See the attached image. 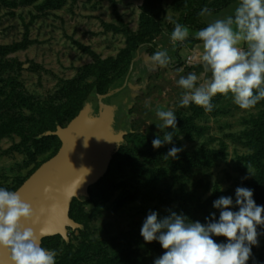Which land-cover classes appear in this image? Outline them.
<instances>
[{"label": "rangeland", "instance_id": "rangeland-1", "mask_svg": "<svg viewBox=\"0 0 264 264\" xmlns=\"http://www.w3.org/2000/svg\"><path fill=\"white\" fill-rule=\"evenodd\" d=\"M225 1L0 0V187L15 190L52 157L61 145L53 133L77 114L101 120L99 103L111 114L109 133L118 137L94 156L95 164L105 161L99 179L70 191L74 224L41 243L57 253L56 264H90L94 251L124 242L138 249L137 264H154L165 251L160 243H135L129 234L150 212L206 225L213 213L218 221L213 202L222 196L239 210L237 187L252 190L264 206V100L242 110L231 94H217L211 112L180 106L181 76L195 72L198 85L210 79L195 33L234 13L239 1L221 7ZM204 7L210 16L199 15ZM175 23L190 35L174 45ZM160 50L171 57L166 67L151 61ZM158 107L175 113V131L157 126ZM165 132H173L172 142L153 148ZM172 147L182 151L165 159ZM192 209L193 218L186 213ZM257 232L247 264L256 257L264 262V225Z\"/></svg>", "mask_w": 264, "mask_h": 264}, {"label": "clouds", "instance_id": "clouds-1", "mask_svg": "<svg viewBox=\"0 0 264 264\" xmlns=\"http://www.w3.org/2000/svg\"><path fill=\"white\" fill-rule=\"evenodd\" d=\"M199 15L210 16L211 10L204 7ZM189 35L187 26L175 23L170 39L175 45L185 42ZM195 38L202 42L200 61L204 73L211 76L199 85L200 77L195 72L179 78L177 83L184 90L181 107L194 104L211 112L212 99L217 94H231L242 110H251L264 100V0H239L232 15L209 22L195 33ZM151 61L155 66L166 67L171 57L166 50H160L152 54ZM156 116L162 122L157 125L160 129L176 130L177 116L172 110L158 107ZM172 140L173 132H165L163 139H154L152 145L159 148ZM180 151L181 148L172 147L165 159L177 158ZM246 167L251 174V165ZM52 190L46 186L45 195ZM235 197L238 211L230 210L231 197L222 196L213 202V207L220 210L218 221L213 213L206 225L175 212L163 219L150 212L140 234L146 243L158 241L165 250L154 264H247L252 246L258 244L257 226L264 225V206H258L253 191L245 187H237ZM50 210L54 211L55 206ZM38 219L18 191L0 187V248L9 252L12 264H56L57 253L42 247L40 237L22 224L36 223ZM46 234L48 230L42 228L40 235ZM213 236H223L227 243H216Z\"/></svg>", "mask_w": 264, "mask_h": 264}, {"label": "water", "instance_id": "water-1", "mask_svg": "<svg viewBox=\"0 0 264 264\" xmlns=\"http://www.w3.org/2000/svg\"><path fill=\"white\" fill-rule=\"evenodd\" d=\"M99 115L101 120L88 119L79 113L65 127L56 129L53 134L61 143L58 151L14 190L39 217L36 223L22 221V224L33 229L40 243L46 237L64 235L65 227L74 224L69 218L70 191L80 192L84 184L99 179L105 161L95 164L94 156L118 140L109 133L111 114L104 111L101 103ZM46 186L53 189L47 195ZM53 205L54 211L50 210ZM41 208L45 209L42 214ZM42 228L47 229L48 234L41 236ZM0 264H12L9 252L3 248H0Z\"/></svg>", "mask_w": 264, "mask_h": 264}, {"label": "trees", "instance_id": "trees-1", "mask_svg": "<svg viewBox=\"0 0 264 264\" xmlns=\"http://www.w3.org/2000/svg\"><path fill=\"white\" fill-rule=\"evenodd\" d=\"M233 1H237V0H227L225 1V3H223V5H221V7ZM130 53H131L130 55L131 58L135 56L133 50H131ZM124 79L125 78L123 76L117 81L116 84L118 87L122 86ZM206 162L207 161H205L204 164H207V165L210 164ZM141 169L145 170L143 169L142 166H141ZM186 213H188L193 218L195 211L194 209H192ZM141 228H142L141 226H138L129 231L130 237L132 238V240H134L135 243H139V241H142V240L144 241V239H142L143 237L140 234ZM54 236H57V235H54ZM50 237H53V236H50ZM46 238L42 239L41 243ZM145 244L147 245L148 243L145 242ZM116 246H117L116 248L110 249V251L107 250L106 248L105 250H102V248H99L98 250L94 251V254L92 253V255H90V264H137L140 261L142 262V257L139 255L138 249L133 248L131 244H129L128 242L120 243L119 245H116ZM94 247L96 248V246ZM93 250L94 248L92 249L90 248V252H93ZM253 264H264V262H259L258 258L256 257L253 260Z\"/></svg>", "mask_w": 264, "mask_h": 264}]
</instances>
